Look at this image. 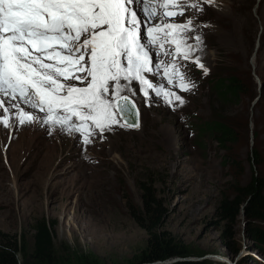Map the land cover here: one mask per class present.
I'll use <instances>...</instances> for the list:
<instances>
[{
    "label": "rangeland",
    "instance_id": "374dc122",
    "mask_svg": "<svg viewBox=\"0 0 264 264\" xmlns=\"http://www.w3.org/2000/svg\"><path fill=\"white\" fill-rule=\"evenodd\" d=\"M202 7L173 21L194 17L203 44L188 43L198 45L191 55L200 57L207 74L156 47L161 60L183 65L195 84L183 91L178 77L173 85L151 77L182 96L183 106L171 97L173 110L154 95L146 104L133 83L140 128L113 125L88 145L80 134L50 132L40 123L0 126V237L16 240L18 264H140L148 239L134 220L142 212L141 184L163 203L159 230L185 250L177 263L264 264V251L244 236L243 215L230 224L218 214L237 188L254 177L264 182V0H214ZM232 79L241 90L223 98L216 81ZM208 123L232 135L220 140ZM41 218L53 225V252L38 262L33 229ZM226 227L232 243L223 237Z\"/></svg>",
    "mask_w": 264,
    "mask_h": 264
},
{
    "label": "snow or ice",
    "instance_id": "6c2138e0",
    "mask_svg": "<svg viewBox=\"0 0 264 264\" xmlns=\"http://www.w3.org/2000/svg\"><path fill=\"white\" fill-rule=\"evenodd\" d=\"M213 3L0 0V126L10 129L40 123L50 132L58 129L68 135L80 134V142L88 145L97 135L103 139L113 125L140 126L139 109L132 99L136 95L133 83L139 86L146 104L154 95L173 110L177 105L171 97L183 106L182 96L151 77L166 80L167 85H173L178 77L176 87L183 91L195 84L188 80L183 65L161 60L156 47L163 49L165 56L197 63L207 74L200 57L191 55L199 50L198 45L188 43L203 44L202 37L195 34L194 17L182 23L171 18L184 17L189 10L202 12V4ZM135 6L141 7L144 19ZM166 43L175 44V48H165ZM114 112L119 113V119Z\"/></svg>",
    "mask_w": 264,
    "mask_h": 264
},
{
    "label": "trees",
    "instance_id": "16d2710c",
    "mask_svg": "<svg viewBox=\"0 0 264 264\" xmlns=\"http://www.w3.org/2000/svg\"><path fill=\"white\" fill-rule=\"evenodd\" d=\"M234 81V79L228 81L229 84L222 80L216 81L217 91L222 93L220 96L225 98L227 95L239 93L241 86ZM207 129L218 131L220 140L229 139L232 135L229 129L219 123H208ZM139 188L143 190L142 212L135 216L134 220L148 236L147 246L140 256V264H155L185 256V250L173 244L169 236L159 230L165 214L163 203L154 199L150 187L141 184ZM235 194L233 200L224 199L221 202L218 214L222 220L230 224L242 214L245 222L243 229L245 238L255 246V249L264 251V227L262 226L264 225V182L254 177L245 187L237 188ZM52 229L53 225H49L43 218L37 220L34 225V258L38 262L49 258L53 252ZM223 237L232 241L231 228H225ZM233 250V254H237L234 247ZM18 252L16 240L11 241L4 235L0 237V264H18Z\"/></svg>",
    "mask_w": 264,
    "mask_h": 264
},
{
    "label": "water",
    "instance_id": "95a60500",
    "mask_svg": "<svg viewBox=\"0 0 264 264\" xmlns=\"http://www.w3.org/2000/svg\"><path fill=\"white\" fill-rule=\"evenodd\" d=\"M138 107V106H137ZM139 109V108H138ZM116 114H117V117H118V119L120 118L119 117V113H117V112H115ZM121 123H123V121H121ZM139 125H141V120H140V111H139ZM124 127H126V126H124ZM128 128V127H127ZM140 128V126L138 127V128H128V129H131V130H138ZM178 258H180V257H175V258H172V259H169L168 261H166V262H160V263H155V264H172V263H174V262H176V261H178ZM183 258V257H182Z\"/></svg>",
    "mask_w": 264,
    "mask_h": 264
},
{
    "label": "bare ground",
    "instance_id": "6f19581e",
    "mask_svg": "<svg viewBox=\"0 0 264 264\" xmlns=\"http://www.w3.org/2000/svg\"><path fill=\"white\" fill-rule=\"evenodd\" d=\"M178 18H180V17H178ZM178 18H177V19H178ZM172 20H173V19H172ZM165 48H169V47H168V46H166ZM49 62H53V61H49Z\"/></svg>",
    "mask_w": 264,
    "mask_h": 264
},
{
    "label": "clouds",
    "instance_id": "9594fccd",
    "mask_svg": "<svg viewBox=\"0 0 264 264\" xmlns=\"http://www.w3.org/2000/svg\"><path fill=\"white\" fill-rule=\"evenodd\" d=\"M137 105V104H136Z\"/></svg>",
    "mask_w": 264,
    "mask_h": 264
}]
</instances>
